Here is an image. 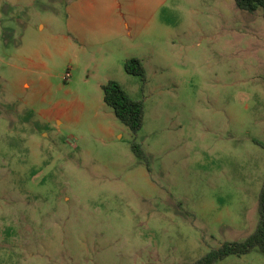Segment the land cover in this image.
Here are the masks:
<instances>
[{
  "label": "rangeland",
  "instance_id": "obj_1",
  "mask_svg": "<svg viewBox=\"0 0 264 264\" xmlns=\"http://www.w3.org/2000/svg\"><path fill=\"white\" fill-rule=\"evenodd\" d=\"M45 3L0 11V264H194L253 233L264 180V9L186 0L177 34L129 49L147 69L143 84L126 72L135 56L123 48L65 49L64 5ZM28 46L44 66L25 88L31 75L7 62ZM108 79L144 101L137 133L105 103ZM57 103L71 106L60 121L48 113ZM216 264H264V253Z\"/></svg>",
  "mask_w": 264,
  "mask_h": 264
},
{
  "label": "crops",
  "instance_id": "obj_2",
  "mask_svg": "<svg viewBox=\"0 0 264 264\" xmlns=\"http://www.w3.org/2000/svg\"><path fill=\"white\" fill-rule=\"evenodd\" d=\"M36 1L44 6L46 4V0H0V11L5 6L34 5ZM185 2L186 0H61L65 8V27L61 39L65 49L73 50L78 47L86 50L99 47L114 53L123 48L128 55L136 57L135 52L131 53L129 49H143L147 45L158 44L162 38L177 34L173 31L175 28L172 22L179 18ZM225 2L237 6L235 0ZM39 27L45 29L46 23L41 22ZM24 51H15L10 58H16L15 62L7 64L26 76L31 75V78L26 77L22 83L23 87L30 88L37 83L32 78L33 73L44 64L35 61L37 56L40 57L39 50L28 46ZM0 61L5 62L3 56H0ZM45 84L41 81L40 85ZM55 108L57 110H53ZM70 109L69 104L60 106L57 103L48 113L60 121L70 114Z\"/></svg>",
  "mask_w": 264,
  "mask_h": 264
},
{
  "label": "trees",
  "instance_id": "obj_3",
  "mask_svg": "<svg viewBox=\"0 0 264 264\" xmlns=\"http://www.w3.org/2000/svg\"><path fill=\"white\" fill-rule=\"evenodd\" d=\"M241 10L255 11L259 7L264 9V0H235ZM125 70L128 74L139 76L143 84L147 82V69L143 61L138 57H131L125 60ZM105 103L113 108L117 118L121 120L131 131L137 133L143 126L145 105L143 100L133 98L115 80L109 79L102 85ZM134 154L141 160H149L143 146L133 141L131 144ZM259 221L256 229L247 238L240 241H226L218 248H213L194 264H216L219 260L225 259L230 255H244L258 248L264 253V180L259 194Z\"/></svg>",
  "mask_w": 264,
  "mask_h": 264
}]
</instances>
